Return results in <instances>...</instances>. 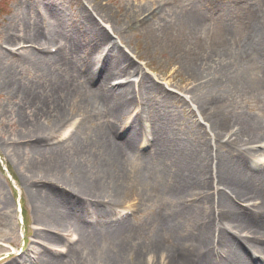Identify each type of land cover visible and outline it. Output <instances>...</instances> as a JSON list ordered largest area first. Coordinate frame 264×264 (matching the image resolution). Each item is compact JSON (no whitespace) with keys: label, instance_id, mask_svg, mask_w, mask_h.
<instances>
[{"label":"rangeland","instance_id":"1","mask_svg":"<svg viewBox=\"0 0 264 264\" xmlns=\"http://www.w3.org/2000/svg\"><path fill=\"white\" fill-rule=\"evenodd\" d=\"M242 2L0 0V264H34L38 259L34 249L40 250L42 245L33 242L34 224L37 221L35 212L42 207L39 198L46 199L52 205L58 204L63 211L74 212L80 224L89 230L91 225L84 224L81 218L88 219L87 222H91L90 219L99 221L104 217H99L98 213L103 216L109 213L108 205L104 206L98 199L78 197L74 192L56 186L52 179L37 180L45 175L41 171V163L58 153L65 156L66 161L69 159L81 167L85 174H88L87 171L96 172L101 161L104 166V155L108 157L109 154L108 150L99 148L102 133L113 129L118 134L113 140L119 144L128 137L131 129L141 130V123L131 121L132 117L143 115L140 100L147 99V102L143 101L145 114H160L159 119L168 117L174 121L170 125L171 132L165 129L161 140L166 137L179 145H190L189 153L195 151L192 146L201 151L206 150L198 158L208 173L207 186L210 184V207L213 211L217 208V191L220 189L214 178L220 168L228 163L230 169L244 172L247 178L257 180L255 191H264V164H261L264 163V87L258 81L260 72L264 71V44L249 42L248 49L253 57L247 58L249 53L241 30L246 14L242 7L254 9L260 16V22H264V0ZM96 4L99 5L97 13L107 16L108 25L94 13ZM156 8L155 15L139 28L135 18L140 16L141 19L146 9ZM85 9L93 16L94 27L103 30L109 38L100 46L94 45L90 34H81L75 28L84 15L89 16ZM192 18H199L201 25L190 29ZM34 28L39 30V34L52 37L53 43L32 41L27 33ZM112 28H120V34L115 35ZM226 33L229 36H225ZM63 37L77 45L79 51L72 54L63 48L60 43ZM11 38L13 41L9 42ZM109 42L116 44L123 52L124 59L132 63L131 69H139L152 81V89L158 90L154 91L155 94L146 91L147 95L141 97L138 90L140 78H125L129 77L128 74L111 77L107 89L129 83L127 92L133 104L132 112L120 121L112 115L111 105L107 102L106 106L98 108L95 119L90 115L86 119L77 111L76 103L79 98L85 97L88 88H97L98 81L89 78L83 58L90 54L94 71L97 70L106 54L103 46ZM186 54H196L202 59L201 64L194 69L197 75L194 80L183 70L185 61H188ZM65 85L66 88L63 87ZM188 85H193L194 90L188 92ZM193 91H197V94L204 92L208 101L216 102L205 109L206 114L211 112L212 119L218 116L224 118L228 123L224 128L225 135L232 141L240 123H247V128L257 136L245 148H249V153L257 154L256 158L224 148L226 139L216 137L215 132L208 128L205 115L200 117L196 106L191 104L193 95L190 93ZM160 94L166 96L163 98ZM164 113L167 117L161 116ZM65 118L67 121H64ZM142 125H145L144 130H141L143 135L137 139L136 145L139 154L146 157L148 148L140 144V140L144 136L151 137L150 129L153 126L148 123ZM36 129L40 131L39 137L44 138L43 142L31 140ZM66 131L68 134L63 135ZM175 134L185 135V142H179L182 139L175 138ZM98 156L101 158L99 161ZM153 169V174L156 171L163 173L165 180L159 183L160 188L150 182L143 183L140 176L144 174V167L138 161L126 168L127 183L123 186L118 183L117 167L111 163L107 165L102 188L104 198L111 200L112 197L113 200L109 202L112 204L111 209L115 210V237L107 240L102 252L115 254L122 251L121 247L127 248L124 264L134 263L136 253L146 264L147 253L153 242L161 243L162 247H176L162 226L164 219L167 220L166 216H174L173 211L177 207L176 200L169 198L168 188H181L180 181L175 175V167L169 161L161 162L160 170ZM64 174L73 177L69 167ZM181 179L186 186H190L185 175ZM120 190L124 193L118 192ZM198 194L197 191L189 195L196 200L195 206L201 203ZM258 197L260 195L251 197L257 205L261 202ZM226 199L236 210V215L246 222L242 230L228 228L227 233L248 249L247 245L256 236L253 235L254 226L262 220L255 216L263 210L256 207L254 202H239L228 196ZM207 212L209 220L215 219L213 231L221 228L226 230L227 226L218 225L216 217L220 215L219 209L212 218L209 210ZM178 222H182L180 218ZM183 231L190 233L192 227L187 225ZM62 236V247L55 249L57 252L53 250L60 259H64L63 252L70 246L69 243L73 244L76 240L72 233ZM259 239L264 246V238ZM49 254L52 256V253ZM242 256L247 257L249 264H262L264 261V255Z\"/></svg>","mask_w":264,"mask_h":264},{"label":"bare ground","instance_id":"2","mask_svg":"<svg viewBox=\"0 0 264 264\" xmlns=\"http://www.w3.org/2000/svg\"><path fill=\"white\" fill-rule=\"evenodd\" d=\"M235 1L239 3L242 2V0ZM98 6L99 5L96 4L95 12L94 9L92 12L96 13L100 19L108 25L109 23L106 19L107 16L104 14V16L102 14L99 15L97 13ZM135 8H139V6H135ZM242 9L246 11V16L244 15L245 18L242 21L241 30L245 35V41L249 53V57L247 58H251L253 57V53H251L248 49V43L261 42L264 44V22H260V16L257 15L254 9L245 7H242ZM156 11L157 8L153 10L146 9L144 11V14L146 15L143 14L141 19L140 16H137L135 18V23H137L140 28L155 15ZM87 13L89 16L86 17V15H84L79 20L81 23L76 25L77 27L75 28L81 34L87 36L90 34L94 45L100 46L102 45L101 43L109 38L103 30L100 28H98V30L94 27L92 22L93 16L90 15L89 11ZM200 21L201 20L199 18H192L189 23L190 29L200 26ZM80 26H82V29H80ZM126 26L128 27L129 25ZM120 31V28H112V32L116 33L115 35H119ZM27 34V36L35 42L39 41L47 44L53 43L51 40H54L52 37L39 34V30L36 28ZM225 36L229 35L227 34ZM10 41H13V39L11 38L9 42ZM60 43L63 48H66L72 54L79 51L78 46L65 37L61 39ZM104 51H106V54L104 58H102L101 63L99 61V68L95 71L93 67L94 61L91 63L92 60L90 58V54L84 56L83 58V64L87 66V74L89 75V78L93 77V80L95 79L98 81V86L94 90L88 88L85 92V97L79 98L76 103V106L78 107L77 111H80V113H82V117L86 119L93 116L95 119L98 114V108L106 106V103L109 102L111 105L110 111L112 112V115L121 121L123 117L130 115L132 112L133 104L130 103V95L127 92V88H129L127 85H129V83L126 84V86L119 85L117 87L118 89H107L109 86V79L111 77L128 74L129 77L127 76L125 78H140L138 90H140L141 97L147 95V92L155 94L156 92L154 91L158 89H152V81L143 75L139 69H131L132 63L127 62V60L124 59L123 52L119 50L116 44L110 42L104 44L103 52ZM51 60H53V58L50 59V61ZM187 60L188 61H185L186 63L185 66H183V70L188 73V75L190 74L189 78L191 80H194L197 76L194 69L199 66V63L201 64L202 59L199 58V55L195 54L192 56L188 55ZM258 81L260 82V86L263 88V70L260 72ZM193 85H188V92L194 90ZM67 86L70 89L72 88L71 85ZM63 87L66 88V85ZM190 94L193 95L192 99H190L191 104L196 106V112H198L200 117L203 118V115H205L204 119L207 120L210 131L215 132L216 137L226 139L224 148L228 150L231 149V151L243 152V155H247L249 158H256L257 154L249 153V148H245L257 136V134L251 132V129L247 128L246 122L240 123V128L234 134L235 139L232 141L225 135L224 128L228 123L224 120V118L222 119L218 116L212 119L210 116L211 112L206 114L205 109L215 105L216 102L214 100L208 101L207 95H204V92L197 94V91H193ZM160 96L164 98L166 95L160 94ZM107 98L110 99L108 100ZM141 101L142 117L139 116V118L136 116L129 119H131L132 123H141L139 125L141 130H144L143 126L145 125H142L144 123H148L153 126V128L150 129V132L152 131L150 134L151 137L144 136L140 140V144L143 143L144 147L148 148V155L146 157H142L139 154L138 146L136 145L137 139L139 140L143 135L141 134V130L135 128L133 130L131 129L128 131V137L121 143L116 144L113 138L118 134L117 132H114L113 129L109 128L106 132L102 133V140L98 142L99 148L108 150L109 154L108 157H105L104 155V166L101 161L96 167V172L87 171L88 174H85L81 167H78L69 159L66 161L65 156L58 153L45 158L44 162L41 163L43 166V170L41 171L45 175H43V177H39L37 180H42L44 178H46L44 180L52 179L56 186L72 191L78 197H88L86 199L92 200L98 199L103 202L101 203L104 206L108 205L107 208L109 209V213L105 216L98 213L97 215L99 217H104L100 218L99 221L90 219L92 221L87 222L88 219L81 218L80 220L84 221V224L86 222L91 225L92 228L89 230L86 229L87 227H83L80 224L77 218L78 215L74 212L63 211L62 207L58 206V204L52 205L46 199L39 198V202H41L42 207L35 212L37 221L34 224L36 228L34 230L35 242L33 243L42 245V249H34L36 254L39 256L34 264H124L123 257L126 254L127 248L121 247L122 251L115 254H110L109 251L102 252V247L107 243V240L115 237L113 235L115 232V210L111 209V202L113 200L112 197H110L111 200L106 197V199L104 198V188H102V182L106 180L107 165H110L111 163L112 166L117 167L116 175L118 176V183L122 186L126 185V168L131 165V163L137 161L139 165L142 164L144 167V174L140 176V178H143H141L143 183L146 184L150 182L154 187L159 186V188L161 187L159 183L161 184V182L165 180L162 177L163 173L156 171L155 174H153L152 169L155 168L160 170L161 162L164 163L165 161H169L175 167V175L180 181L181 187L177 189L172 187L168 188L169 198H174L176 200L177 207L174 208V216H166L167 220L164 219V224L162 226V229H165L166 232L169 233V237L173 242H175L176 247H162L160 245L161 243L153 242L147 253V259L145 261L146 264H249L248 259H246L247 257L245 258L242 254H246L248 257H250L251 254H256L258 256L264 255V246H262L259 239L264 238V191L259 190L257 192L254 190V185L257 180L254 181L253 177L247 178V174L244 172L230 169V163L226 164L227 166H222L214 178L218 183L217 188L220 189L217 191V208L213 211L210 207V184L207 186L208 181L206 177L208 176V173L206 172L203 163L198 158V155L204 153V151L206 152V150L201 151L192 146V149L195 151L189 153L188 149L190 145H179L176 142L167 140L166 137L161 140L162 133L165 129L171 132L170 125L173 124L174 121L165 116L167 115L166 113L161 115L163 117H167L164 120L159 119L160 114H145L143 106L145 105L144 102H147V99L140 100V106ZM137 108L138 106L136 104V110ZM64 121H67L66 118ZM234 124H237V122L234 121ZM39 134L40 131L36 129L33 133V137H30L31 140H34L35 142H43L44 138L39 137L41 136ZM64 134H68V131L63 133V135ZM262 135L263 134L260 136ZM174 137L182 139L179 140V142H185V135L183 134H175ZM79 150H81V148H79ZM100 159L101 158L98 156L97 161ZM68 167L72 169L73 177L64 174ZM183 175L187 177V181L189 183L188 185L190 186H186L184 184L181 179ZM262 179L264 180V178ZM197 191L199 192L198 196L201 198L199 206H195L194 203L196 200L190 197ZM118 192L124 193V191L121 190ZM257 195H260L258 198H260L261 201L258 205L254 202L255 200L251 199L252 196ZM226 196L234 200H238L239 202H241V200H247V202H252V204L254 202L256 207H261V210H263L261 214L255 216L256 219L260 218V220H262L254 226L253 235L256 236L251 239L250 245H247L248 249H245V245L240 243L234 236L232 237L229 233H227L228 228L236 231L242 230L245 227L246 222L244 218L236 215V210L231 206L230 201L226 199ZM189 200L191 201L189 202ZM61 204L66 206L63 202H61ZM218 209L220 214L216 217V219H218V225L220 224L227 227L226 230L225 228H221L220 230L213 231V223L215 219L213 221L212 219L209 220V217L207 216L208 212L206 213V211L209 210L212 218V215L217 214ZM178 218H180L182 222H178ZM166 221H168V223ZM187 225L192 227V231L190 233L183 231V227ZM68 233H72L77 240L73 244L69 243L70 246H68L65 252H63L65 255L64 259H60L53 253V250L55 251V249L62 247V235H67ZM54 234H56V236H54ZM84 250H86L85 254L83 253ZM49 252L52 253V256ZM132 264H143L140 254H135L134 263Z\"/></svg>","mask_w":264,"mask_h":264}]
</instances>
